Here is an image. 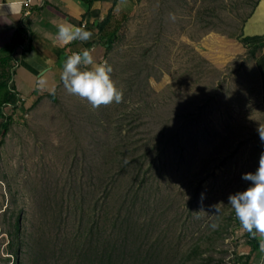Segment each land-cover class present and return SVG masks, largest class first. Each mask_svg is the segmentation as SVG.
I'll return each instance as SVG.
<instances>
[{
	"label": "rangeland",
	"instance_id": "374dc122",
	"mask_svg": "<svg viewBox=\"0 0 264 264\" xmlns=\"http://www.w3.org/2000/svg\"><path fill=\"white\" fill-rule=\"evenodd\" d=\"M107 2L106 32L118 27L119 37L101 62L112 66L123 102L93 110L60 82L56 99L42 96L7 123L0 118V264H103L101 235H85L96 217L100 229L102 212L92 216L88 201L75 200L96 171H115L105 203L118 209L125 179L137 170L122 167L136 153L118 154L124 143L153 148L150 207L140 215L135 205L138 222L147 220L142 254L165 229L176 253L168 260L200 244L206 260L184 264H245L250 239L228 196L249 186L242 174L254 172L264 152L257 131L264 128V86L254 48L229 34L239 32L256 0ZM248 264H264V251Z\"/></svg>",
	"mask_w": 264,
	"mask_h": 264
},
{
	"label": "crops",
	"instance_id": "0c3cea01",
	"mask_svg": "<svg viewBox=\"0 0 264 264\" xmlns=\"http://www.w3.org/2000/svg\"><path fill=\"white\" fill-rule=\"evenodd\" d=\"M107 1L0 0V49L10 44L18 27L23 30V41L12 51L9 67V85L21 99L16 111L33 106L40 97L53 92L61 82L63 63L73 52L88 48L97 62L103 60L106 49L95 26L111 9ZM63 21L86 26L92 38L86 43L77 40L68 45L56 41L57 25ZM243 33L251 38L247 44L236 40L243 47H254V64L264 86V0H259L244 22ZM33 53L36 56L32 57Z\"/></svg>",
	"mask_w": 264,
	"mask_h": 264
},
{
	"label": "trees",
	"instance_id": "16d2710c",
	"mask_svg": "<svg viewBox=\"0 0 264 264\" xmlns=\"http://www.w3.org/2000/svg\"><path fill=\"white\" fill-rule=\"evenodd\" d=\"M259 3V0H256L255 7ZM115 4V0H112V6ZM252 11L242 20V26L239 29V32L236 34H229L231 37L237 38L239 41L247 44V41L251 39L250 37H245L243 33V24L246 19L253 12ZM112 15V8L108 11L107 15L103 20L99 21L97 26L99 38L103 40V44L106 50H110L118 39V27H116L112 32H106V27L109 24V20ZM93 26V24H92ZM226 31L221 30V33ZM105 38V39H104ZM23 41V30L21 28H17L11 38L10 44L0 49V118L3 119L2 124L7 123V120L11 118L18 107V103L20 102V97L13 89L11 85H9L10 80V71L9 67L11 66L12 61V51L15 46ZM256 47L258 44L255 45ZM254 48V47H253ZM251 56L255 57V49L250 50ZM106 54V53H105ZM52 99H56L54 94H49ZM4 107H9V113H4ZM141 144V143H139ZM136 146H128L127 143L122 145L123 150L117 148L119 153L124 155L127 154L132 148H135L136 153H134L133 158L128 157L126 161H124L122 167L133 166L137 164V170H134L135 173L133 176L125 179L126 181V190L123 195V198L119 202V207L116 210L115 207H111V205H106L105 198L107 193L112 189V181L117 176L115 171H96V176H93L92 183H89V189L84 188V193L79 200L75 201H88L90 204V208L92 211V216L95 215V211L102 212V215L99 217L101 219L100 229L97 231L96 219L93 221V225L88 227L87 234L88 237H93L94 233H98L101 235V245L102 255L104 256L103 264H152V260H154V264H184L188 260H206L203 257L205 255L206 250L201 251V245H196L193 249L186 252L185 257L175 258L176 260H168L171 255H176L173 251V241L170 239L166 241L165 229L163 230L161 236L154 240L151 244V248L145 256L142 254V250L145 248L147 240H148V232L145 229V224L147 223L146 219H143L142 222H138V215H142L145 209L150 207V198L148 197V191L150 188V176L149 170L153 165L154 158L150 160V152L153 150L149 149L147 146L142 149V151H137L139 148ZM154 149H156L154 147ZM156 156H160V153L157 152ZM107 159V158H106ZM122 174L125 171H118ZM96 187V189H95ZM101 192V196L97 198V200H93V197ZM97 193V194H96ZM91 196L92 199H86L88 196ZM140 201V206L138 208L139 213L135 212L136 202ZM82 202V203H84ZM78 204V203H77ZM80 205V204H78ZM108 211H105V209ZM115 212H112L113 210ZM123 210L125 213L123 214ZM133 214H136V226L137 235L142 239L141 243L138 245L132 242L134 234H136V230L133 226L134 217ZM246 236L249 237L251 252L242 256L246 260L245 264L252 259L254 253H259L261 250L260 240L261 238L257 236L253 239L247 232ZM88 246H92L89 244ZM96 248H99L95 246ZM170 248V251L167 249ZM137 256V258H135ZM164 259H163V258ZM130 260V261H128Z\"/></svg>",
	"mask_w": 264,
	"mask_h": 264
},
{
	"label": "clouds",
	"instance_id": "9594fccd",
	"mask_svg": "<svg viewBox=\"0 0 264 264\" xmlns=\"http://www.w3.org/2000/svg\"><path fill=\"white\" fill-rule=\"evenodd\" d=\"M169 18L175 20V14L169 13ZM92 32L86 26H78L68 21L57 25L55 40L63 45L74 41L88 42ZM36 56L35 53L32 57ZM112 66L107 62H97L88 48L69 55L62 67L60 80L65 91L88 102L93 110L107 106L113 102H123V91L119 89L111 73ZM261 141H264V128L257 129ZM242 179L250 182L249 186L228 196V205L234 212L242 229L253 239L261 238V251H264V152L260 153L258 167L254 172L242 174ZM215 207L216 211L218 209ZM213 229L218 225L212 224Z\"/></svg>",
	"mask_w": 264,
	"mask_h": 264
}]
</instances>
